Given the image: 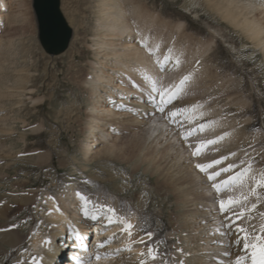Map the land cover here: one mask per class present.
I'll return each mask as SVG.
<instances>
[{
    "label": "rangeland",
    "instance_id": "rangeland-1",
    "mask_svg": "<svg viewBox=\"0 0 264 264\" xmlns=\"http://www.w3.org/2000/svg\"><path fill=\"white\" fill-rule=\"evenodd\" d=\"M5 1L0 7V209L7 212H0V234L19 232L21 239L15 248L0 247V264H29L32 254L39 257L41 242L49 240L54 228L47 219V196L60 201L73 188L89 198L90 209L93 204L113 207L136 219L135 225L153 231L165 242L160 250L168 252L171 264H199L197 251L203 248L209 253L203 259L207 264H234L238 255H244L231 246V233L220 235L221 197L195 164L227 155L218 168L251 162L254 172L264 171V39L251 38L241 24L245 16L254 17L264 27V0H118L113 14L126 13L132 37L127 40L152 60L147 69L133 64L130 73L122 72L116 58L104 55L107 49H98L97 37L103 34L100 28L107 14L102 12L103 0H62L74 36L69 50L57 58L46 56L39 45L32 0ZM7 14L12 16L10 22ZM140 37L153 50L159 48L161 59L171 49L179 67L169 63L161 71L156 58L137 42ZM103 38L98 43L109 37ZM101 68L111 76L107 81L143 98L151 92L150 80L158 87H170L190 74L183 94L169 107H202L183 127L173 126L154 110L139 117L143 122L96 120L100 94L103 107L112 112L122 108L118 98L128 94L118 87L110 97L106 80L93 91L87 82ZM184 117L193 119L189 113ZM208 122L214 123L194 133L191 142L221 135L224 139L201 157H193L181 134ZM96 125L103 133L94 141L91 133ZM233 152L236 156L230 155ZM179 171L186 173L184 181L179 180ZM230 175L223 173L218 179ZM227 194L239 195L231 190ZM259 212H264V202L254 214L257 225ZM89 227L92 234L95 228ZM136 247L133 258L139 264L144 248Z\"/></svg>",
    "mask_w": 264,
    "mask_h": 264
},
{
    "label": "snow or ice",
    "instance_id": "snow-or-ice-1",
    "mask_svg": "<svg viewBox=\"0 0 264 264\" xmlns=\"http://www.w3.org/2000/svg\"><path fill=\"white\" fill-rule=\"evenodd\" d=\"M140 36L139 33H137ZM141 47L148 50L149 55L154 56L155 63L160 66L161 71L169 64L172 63L174 66L179 67L180 60L173 59L172 50L169 49L167 54L161 59L158 55L159 48L153 50L146 44L142 37L137 41ZM145 79H149L145 77ZM191 80V75H184L180 79L178 85L170 87H158L155 80H150L151 92L148 95L147 102L153 105V110L158 112L162 116L166 117L167 120L176 126L179 124L181 127L184 126L185 122L192 123L196 118L194 114L197 109L201 108L202 105L196 104L189 108L175 107L170 108L169 105L174 104L180 96L183 94L186 84ZM153 93L155 95H153ZM189 113L193 116L192 120L188 117L181 119L183 114ZM200 119H203L201 114ZM210 123H200L196 128L185 129L181 134L182 140L187 142V147L191 149V155L199 158L211 145H217L224 139V136H218L216 138L201 140L196 143L191 142L193 133H202L210 125ZM232 156H236V153H230ZM229 157L223 156L221 159L212 160L209 163H196L195 168L204 176L206 180L210 182L211 188L214 193L219 195L221 198L218 200V211L221 214V230L220 235L230 236L231 246H234L242 250L245 254L238 255L234 261V264H264V212H259L258 215L261 218L259 225L253 223L256 219L258 205L264 202V171L256 173L253 171L251 162L246 164L229 163L222 168L217 166L223 165ZM240 169L239 171H237ZM223 173H231L227 179L220 180ZM226 186V187H225ZM231 190L233 193L237 192L239 195H228L227 193ZM76 195L79 200L83 203L84 216L96 221L103 215L106 218L107 224H119L121 231L127 233L130 243L143 245L144 250L140 252L139 264H171V258L168 252L161 251L160 245L165 243L164 241L155 238V234L151 230H146L143 225L137 226L130 222L129 218L123 214H118L117 209L96 204L89 208L91 201L89 198L80 192ZM255 197L253 201L251 198ZM51 198V197H50ZM139 229L138 233H134V229ZM257 232L259 234H257ZM135 238L133 239V237ZM83 238L78 234L77 240ZM50 243V241H46ZM99 248H104L105 243L98 245ZM84 250L87 248L85 246ZM131 247L125 248L124 251H131ZM119 251V250H118ZM181 253L182 249L179 250ZM250 253V255H249ZM225 256H230L231 253L225 252ZM103 257L99 254L95 256L96 261H100ZM29 264H42L41 257H33ZM76 264H86L85 261H81L79 258L76 259ZM90 264V262H89ZM183 264V261L180 262Z\"/></svg>",
    "mask_w": 264,
    "mask_h": 264
},
{
    "label": "bare ground",
    "instance_id": "bare-ground-1",
    "mask_svg": "<svg viewBox=\"0 0 264 264\" xmlns=\"http://www.w3.org/2000/svg\"><path fill=\"white\" fill-rule=\"evenodd\" d=\"M6 1L5 0H0V7L1 4H3ZM114 3V6H111V3ZM127 2V1H125ZM119 5L118 0H103L102 2V7L105 8L102 10V12H107L105 14V19H104V26L102 25L100 30L103 29V34H100L97 37V46L99 47L98 49L103 50L101 52H105L107 49L108 51L105 52V56H111L114 59L116 58L118 66L122 69V72L125 71V73H130L131 66L133 64L138 65L139 67L141 66L142 69H147L145 65L150 64L151 61L149 58L146 56L144 57L143 53L140 52V47L137 46V44H132L131 41H128L127 39L132 38L131 37V28L127 25L125 12H122L120 14H113V9H116ZM120 6V5H119ZM130 8V7H129ZM132 8V7H131ZM2 8H0L1 11ZM133 9L135 11V7L133 6ZM133 12V10L131 11ZM136 13H139L136 11ZM134 13H131V16L133 17ZM10 14H7L4 16L7 18V21L10 22ZM138 16H140L138 14ZM135 15L136 22H139L137 20V17ZM12 17V16H11ZM14 17V16H13ZM16 17V16H15ZM141 17V16H140ZM0 18L2 19V15L0 14ZM129 19H127L128 21ZM244 22H242V26L246 31L248 32L249 36L258 42L264 39V27L261 25L260 21L256 18L252 17H244L243 18ZM36 21V20H35ZM141 21V20H140ZM71 23V22H70ZM135 23V21H134ZM140 23V22H139ZM138 23V24H139ZM141 24V23H140ZM37 25V24H36ZM136 25V24H135ZM139 26V25H138ZM142 26V25H141ZM140 26V27H141ZM143 30V29H142ZM38 32V30H37ZM142 33V32H141ZM38 34V33H37ZM103 37H109L107 38L106 41L100 42V40H104L106 38ZM123 41L127 40L121 44H117L115 41ZM4 41V40H3ZM113 41V42H110ZM2 42V40H1ZM10 45V44H9ZM120 45V48H117V46ZM153 45V44H152ZM151 47V46H150ZM10 48V47H8ZM7 48V50H8ZM2 51L0 50V53ZM124 53V55L122 54ZM2 55V53L0 54ZM3 56V55H2ZM3 58V57H2ZM109 59V57H108ZM150 60V61H149ZM104 63V62H103ZM102 64V63H101ZM149 65V67H150ZM103 66V65H102ZM106 67V65H105ZM103 68V67H102ZM102 68L98 70V72L95 73V76L90 79V81L87 82V85L91 86L95 91L98 86L103 84V81L106 80L108 84L107 87H105V92L107 95L111 97V91L114 88L121 87L126 91L128 94L126 97H120L118 98V106L122 108L116 109L114 112L111 110L103 107V101L102 99L104 98L103 94H100L98 97V107L94 108L96 111V120H112L114 122L118 123H131V122H143L142 120H139V117H145L148 113H150L153 110V105L151 103L147 102V98H143V95L141 94L140 97L137 96L136 98L133 97L135 92H132L130 89L123 88L122 86H118L115 84H112L111 80L107 81L108 77H111L107 73L103 72ZM1 69V65H0ZM112 69V68H111ZM117 70V69H116ZM139 80V79H138ZM90 88V89H91ZM102 88V87H101ZM97 92V90H96ZM130 99L128 101L127 99ZM107 101L108 99H104ZM141 100H146L145 102H141ZM128 105V110H123L124 107L123 105ZM101 108V109H100ZM102 108H105L102 110ZM139 108V109H138ZM136 110V111H135ZM102 111H105V113H101ZM140 114V115H139ZM134 115L137 117L134 118ZM100 117V119H99ZM193 118V117H192ZM95 120V121H96ZM191 120V119H190ZM148 121V120H147ZM150 121V120H149ZM158 129V128H157ZM103 133V128L101 125H96L92 127V138H95L97 141L98 134ZM183 132V131H182ZM170 141V140H169ZM95 144V143H94ZM88 152H91L90 146L88 147ZM97 151V150H96ZM171 151V149H170ZM96 153V152H95ZM170 152H168L169 154ZM37 155V154H36ZM182 155V154H181ZM38 158V157H37ZM42 158V157H41ZM31 159V158H30ZM36 159V157H35ZM43 159V158H42ZM182 159V158H180ZM40 161V158H39ZM178 162H180L178 160ZM185 168V167H184ZM185 171V170H184ZM182 173H184L182 171ZM180 171L178 174H180V181L185 180V174H182ZM186 182V181H185ZM184 185V184H183ZM72 190V194L68 193L66 197L60 201H57L53 196L49 195L47 196V203L50 209V212L47 214V219L49 222L54 224V228L52 232L50 233V237H47L50 241V243L46 242H41L40 249H38L39 257L42 258V264H75L74 261H76L77 258H80L82 256L81 252L79 250H74L71 253H69V248L70 247H75L73 246V240L76 234L82 233L86 237H89L88 228L89 226H93L92 228H95L93 234H96V242L95 243H90V245L95 244V246L92 248L93 254L97 255L99 254L101 257H103L100 261H96L95 258L91 259L89 262L90 264H136L134 263V260L137 258V244L130 243L129 238L127 236V233H123L121 231V226L119 224H111L108 225L106 218L101 216L100 219L93 221L88 217H83V206L82 202L79 200V197L76 195V189ZM17 197V196H15ZM51 197V198H50ZM14 199V198H13ZM19 200V199H18ZM24 200V199H23ZM26 201H30L29 198H26ZM20 202V201H19ZM18 202V203H19ZM14 203V202H13ZM22 203V202H21ZM2 213L7 212L6 208L0 209ZM120 214V213H118ZM130 222L135 225V220L134 218H129ZM103 231L101 234H97V232ZM70 232V233H69ZM134 233L135 229H134ZM107 237H111L110 241H107L105 244L104 248H99L98 245L101 243H104L103 240L107 239ZM135 236L133 237V239ZM20 235L19 232H4L0 234V247H14L20 243ZM92 240V236L90 237ZM108 240V239H107ZM38 247V243L36 244ZM131 247V251H124L125 248ZM1 249V248H0ZM204 250H198L197 252L200 253V258L198 262L199 264H207L205 263V259H207L209 253L205 252ZM212 250L215 249L214 247L211 248ZM119 250V251H118ZM234 250V249H233ZM1 251V250H0ZM68 253V254H67ZM113 253V254H110ZM136 257V258H133ZM33 257H36V255L32 254L31 259ZM204 259V260H203ZM201 260V261H200ZM87 262V264H89ZM138 264V263H137Z\"/></svg>",
    "mask_w": 264,
    "mask_h": 264
},
{
    "label": "water",
    "instance_id": "water-1",
    "mask_svg": "<svg viewBox=\"0 0 264 264\" xmlns=\"http://www.w3.org/2000/svg\"><path fill=\"white\" fill-rule=\"evenodd\" d=\"M39 45L48 57L64 55L74 36L71 23L62 10V0H32Z\"/></svg>",
    "mask_w": 264,
    "mask_h": 264
}]
</instances>
